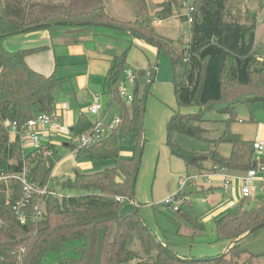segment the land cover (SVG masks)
Listing matches in <instances>:
<instances>
[{"label": "trees", "instance_id": "trees-1", "mask_svg": "<svg viewBox=\"0 0 264 264\" xmlns=\"http://www.w3.org/2000/svg\"><path fill=\"white\" fill-rule=\"evenodd\" d=\"M123 1L131 8L133 20H120L112 16L104 0H0V173L22 175L27 166L28 180L36 186L45 187L50 183L58 156V148L50 145L43 146L40 151L26 152L22 137L31 120L41 114L56 115L55 91L61 80L55 74H40L28 65L27 56L41 49L8 51L4 42L11 36L58 25L74 29L90 26L114 28L130 33L135 39L157 48L159 55L165 54L169 58L176 95L186 86L191 71V51L186 49L185 44L188 35L177 41L168 40L160 35L154 24L156 19L163 22L174 15L184 14L182 0H165L156 4L154 14L147 0ZM193 2L198 11L202 0ZM182 19L187 24L186 18ZM193 25H188V28L192 29ZM129 50L112 59L105 77V87L122 104L119 125L111 130L107 139L95 146L77 149L75 145H69L77 151V155H83L87 160H112L114 166L95 173H82L74 169L73 181L53 177L55 181L51 186L58 195L44 198L43 216L38 220L31 217L32 206H29L25 210V223H22L14 208L23 196L22 184L17 180L8 184L0 182V264H45L49 254L75 241L82 242L77 247L79 258H63L59 264H96L98 249L97 264H238L239 256L243 254L240 239L264 223V200L244 208L245 202L252 197L243 199L236 210H230L216 220L217 238L234 242L229 250L216 257L186 259L179 257L169 245L157 242L142 222L139 207L133 206V209L123 212L125 203L136 201V180L144 154L143 118L147 95L154 83L151 78L141 94L138 78L144 76L145 71L136 70L137 85L133 93L132 112H128L117 84L129 67ZM153 67H157V64L151 69ZM257 67L256 63L250 62L248 81L240 82L237 61L233 55L227 54L219 74V96L206 101H202L205 75L204 72L201 74L192 103H179L180 108L197 107L198 111L184 114L179 108L168 121L166 145L173 156L200 171L206 170V161L233 173H245L259 162H255L257 152L254 142L244 140L241 135L229 130V124L235 120L238 103L258 102L264 108V69ZM155 74L154 70V77ZM211 105L224 106L219 112L229 116L227 131L221 139L210 142L214 146L212 150L197 153L182 149L174 142V134L204 140L206 131L200 123L205 120L204 108ZM8 121L17 127L18 133L14 139L6 127ZM94 124L83 116L72 131L75 135H81L90 131ZM122 131L129 132L132 137L134 154L130 158L120 154L118 141ZM220 142L231 145L229 156L224 157L218 152ZM46 151L52 154L47 156ZM59 188L74 193L63 194ZM118 197H123L125 201L119 202ZM178 214H182V208ZM101 232L103 237L100 241ZM135 239L139 240L143 254L132 247ZM153 249L157 252L155 255L152 254Z\"/></svg>", "mask_w": 264, "mask_h": 264}, {"label": "rangeland", "instance_id": "rangeland-1", "mask_svg": "<svg viewBox=\"0 0 264 264\" xmlns=\"http://www.w3.org/2000/svg\"><path fill=\"white\" fill-rule=\"evenodd\" d=\"M164 1L147 0L151 13L154 14L156 4ZM253 1L255 3L252 4V16L254 17V22H257L256 25L239 26L238 30L232 32L224 30L223 34L220 33V39L214 36L210 39L208 43L209 47L207 45L196 47V44H193L195 50L191 52L189 58L190 75L186 86L180 90L178 95L175 94L173 86L172 64L165 54H160L158 56L159 67L155 74V84L153 83L154 85H152L147 95L146 111L143 118L144 155L141 159L136 180L135 199L140 203L138 213L146 229L150 231L157 242L162 243L164 246L169 245L181 258H211L226 253L229 242L220 241L217 238L216 220L227 214L230 209L232 210V207H229L231 201H235V206L238 207L242 201V196L238 181L234 182L233 193H231L225 191L222 187L211 191L209 190V184L204 183L202 179H198L195 182L188 183L182 190L184 202L185 194L188 199L181 207L182 214L175 213L164 204L166 192L169 188H171V191L167 197L178 190L177 182L181 178L186 176L198 177L200 170L194 166H186L184 161H178L181 163V167L173 169V171L171 169L167 171V168H163L165 161H158L162 157V154H159L155 145L158 144L162 135L167 136V128L164 125L163 115L171 111V108H179L177 107L179 103L186 104L192 102L193 93L198 85L200 74L203 71V65L205 70V86L209 79V89L213 90V93L219 94V88H215V75L212 78L211 74L216 59L215 48H218L217 51H219V46L223 50H227L228 48L230 54L235 57L239 68L240 81H248L249 62L257 61L264 69V4H259L257 0ZM105 4L107 11L118 19L128 20L134 17L131 8L123 0H105ZM178 17L174 15L165 20L163 26L157 29L158 32L167 29L164 33L172 36L169 38L173 41L179 40L181 36L184 37L187 31H189L188 35L190 36L192 31L188 28V24H185ZM69 31L70 29L63 26H54L47 33L48 37H51L53 46L44 51H54L57 53V66L54 60L50 62L42 59L43 66L47 64L48 67H51V71L46 72H54L62 80L55 91L58 106H61V109L75 111L77 115H82L90 105V98H93L94 95L102 96L106 109L108 106L111 108L105 118L102 113L104 124L107 126L104 133V137L106 138L111 132L110 127L113 121L121 118L122 104L118 99L112 97V93L107 87L101 90L97 89L95 92L90 87L86 89L80 86V90L78 88V78L88 74L86 73L89 61L88 53L92 52L96 46L106 48L111 45L110 48H115L112 54L120 56L122 51L132 42L131 37L115 30H108L107 33L96 36L94 30H92L84 38H80V41H76L68 38L67 32ZM242 31H246L244 35L237 34L243 33ZM241 40L249 44L244 47ZM147 46L145 44L143 48L148 50ZM135 47H137V50H135V60L138 62L140 59H147L145 52L138 46L135 45ZM80 49L84 53L76 54ZM151 60L152 65L154 62H157L156 59ZM90 61L93 64V60ZM97 63L100 62L97 61ZM256 66H259V64H256ZM151 67L145 68L144 71L151 69ZM96 68L98 66L92 70L94 72L92 79L94 80L97 78L95 73H98V71H95ZM214 70L217 76V70L218 72L220 70L219 65ZM121 77V81L126 78L124 74ZM147 82V76L138 78V87L141 94H143ZM126 88L129 93L133 94L136 87L127 84ZM83 100H87V102L78 103ZM123 104L128 112L131 113L132 101L123 99ZM222 107L224 106L211 105L204 108L205 120L203 123H200V126L206 131L204 140H195L187 135L175 133L173 136L174 142L189 152L204 153L212 150L214 146L210 145V142L221 139L228 128L226 121L229 119V116L219 112ZM185 111L186 113H193L197 112L198 108L190 107V109H185ZM86 115L93 122L98 120V117L93 118L88 116V114ZM36 130L42 139V134L38 131V127ZM229 130L234 134L242 135L245 140H253L261 132H264V108L262 104L258 102L238 103L236 105L235 120L229 124ZM131 139V134L127 131H122L119 135L120 154L124 158L132 157L134 154L131 148ZM53 140L58 147L57 164L52 173V177L56 179H70L73 181L74 169L82 173H95L114 166V161H90L85 156L72 152L74 151L72 148L65 146L72 144V137L70 135L61 133L54 136ZM42 144L48 145L49 142L42 139ZM30 150L26 148V152ZM218 152L224 157L229 156L231 145L227 142H220ZM261 159L264 160V151L255 155V162H261ZM204 164L205 168H212L209 161H206ZM233 174L242 175L244 173ZM202 186H204V189H202ZM253 189V199L245 202L244 208H250L261 200H264V191H261L257 185H255V188L253 186ZM58 190L63 194L74 193L70 190H62L61 188ZM132 207V203H125L123 210L129 211L133 209ZM102 237L103 232L100 233V241ZM79 245H82V242H71L62 250L49 254L47 263L45 264H59V261L63 258H79L80 254L77 251ZM240 246L243 254L239 256L238 264H264V227L240 239ZM132 247L139 254H143L138 239H135V244ZM156 253V250L153 249L152 254L155 255ZM98 259L99 249L96 254V264Z\"/></svg>", "mask_w": 264, "mask_h": 264}, {"label": "crops", "instance_id": "crops-1", "mask_svg": "<svg viewBox=\"0 0 264 264\" xmlns=\"http://www.w3.org/2000/svg\"><path fill=\"white\" fill-rule=\"evenodd\" d=\"M257 2H259V4H261V5L264 4V0H257ZM253 3H255L253 0H202L201 7L198 9V11L196 13L195 23L193 25V28L191 29V31H192L191 35L190 36L188 35L190 38V51L192 52L195 50V48H193V44L194 45L196 44V47H204L206 45L208 46V43L210 42V39L213 36L220 39L221 38L220 33L223 34L224 30L232 32V31L238 30L239 26H244V25L248 26L249 24L256 25L257 22H254V17L252 16V13H253L252 4ZM105 6H106V4H105ZM106 9H107V7H106ZM133 19H134V17L131 19H128V20H133ZM178 19H181L183 21V19L181 17H178ZM120 20H124V19L120 18ZM164 22H165V20L161 23V25L156 26V29L162 27ZM58 26H60V25H58ZM52 27H54V26H52ZM52 27H50L49 29H45V30L28 32V33L26 32V33H22L19 35L11 36L5 40L4 45H5L6 49L8 51H11V52H15L18 50L41 49V50L37 51L39 53L35 54V52H34V54L32 53V54L28 55L26 58V61H27L28 65L33 70H35L36 72L43 74V75H46V76H50V75L55 74V73L54 72H52V73L46 72V71H51L50 70L51 67H48L47 64L45 66H43L44 63H43L42 59H44L46 61H50V62L52 60H54L55 65L57 66V57H58L57 53L54 51L53 52L47 51V50L44 51L45 49H50V46H53V43L51 41V37H48V35H47V33H49L50 30L52 29ZM63 27L70 29V31L67 32L68 38L69 39L71 38L72 40H76V41H80L81 40L80 38H84L92 30H94V33L96 36L107 33L108 30H112V31L115 30L119 33L128 35L131 37L132 42L121 53V55H122L127 49H130L129 53H128V58H127V66L134 68L136 70H139V69L144 70L147 67L158 64L159 50L153 46L148 45L144 41L135 39L130 33L123 32V31H120V30H117L114 28H110V27H105V26H90L86 29H74V28H71L68 26H63ZM166 30L167 29L161 30L159 32L160 35L162 37H164L165 39L172 40L169 38L172 36H168L167 34L164 33V31L166 32ZM246 31H248V30H246ZM246 31H244V32L242 31L243 33H237V34L244 35V33ZM79 36H81V37H79ZM180 39H183V36H181ZM241 41H242L244 47H246L249 44L248 42L245 43L244 40H241ZM256 42H257V39H256ZM145 44L148 45L147 46L148 50H145L143 48V46ZM135 45L138 46L141 50H143L145 52L147 59H140V60H138V62L135 60V50H137L136 49L137 47H135ZM110 47H111V45L107 46L106 48L96 46L92 52L88 53L89 61H88V65L86 68V71H87L86 73H88V74L84 77L78 78V80H79L78 88H80V86H82L86 89H88L90 87L93 90H95V92L97 89H100V90L105 89V77H106V75L110 69L111 61L113 58L118 57V55L112 54V51L115 48L114 47L110 48ZM215 49H216V52H215L216 53V59H215L213 68L216 69V67L219 65V68L221 70L223 60L227 54H230V50L228 48H227V50H223L222 48H220V46H219V51H217L218 48H215ZM40 51H42V52H40ZM79 53L83 54L84 52L82 51V49H80L76 52V54H79ZM151 59H156L157 62L156 63L154 62V64L152 65ZM90 60H93V64ZM97 61L100 63H97ZM252 62L259 64L258 67L262 68V66H260L259 62H257V61H252ZM97 66H98V68H96V70H95V71H98V73H95L97 78L94 80V79H92L93 78L92 75L94 73L92 70L95 69V67H97ZM44 67L46 70L44 69ZM158 67L159 66H157V69H158ZM213 68H212V72H211L212 78L215 75V88L216 87L219 88L220 70H219V72L217 70V76H216V74L214 73V71H216V70H214ZM202 69H203V71L201 72V74L205 71L204 65H203ZM201 74H200V79H201ZM204 75H205V73H204ZM200 79H199V81H200ZM199 81H198V84H199ZM154 82H155V77H154ZM240 82H242V81H240ZM209 83H210V80L208 79L206 82V86H205V80H204V88H203V92H202V96L204 97V99L202 97V101H206V100L212 99V98H217L219 96V94L217 95L216 93H213V90L209 89ZM212 85H213V81H212ZM197 87H198V85H197ZM197 87H196V89H197ZM196 89H195V91H196ZM80 90H81V88H80ZM194 93H193V97H194ZM83 97H85V96H83ZM89 100H90L89 101L90 102L89 107H90L93 104V98H90ZM56 101H57V99H56ZM102 101H104L103 98H102ZM192 101H193V98H192ZM85 102H87V100H83V101L78 102V103H85ZM186 104H190V102L186 103ZM177 107H179V104ZM179 108H177V109H179ZM110 109L111 108L109 106L106 109L105 105L103 104V110L100 113L99 117L105 118V116L110 111ZM177 109L171 108V111H169L167 114L163 115L164 125L166 126V128H167V124H168L170 117L172 116L173 112L176 111ZM185 109H190V107H183V108H180L179 110L184 114H190V113H186ZM55 113H56V116H57V119H58L60 125L69 126L73 130L74 127L79 124V122L83 116L87 117L86 114H88V109L86 110V112L82 113V115H77V113L75 111H69V110L61 109V106L59 107L58 102H57ZM102 113L104 114L103 117H102ZM193 113H196V112H193ZM88 116L93 117V118H97V117L92 116L90 114H88ZM38 131H40V133L42 134V139L47 140L49 142L48 145L43 144V146H49L50 145V146H56L57 147V144L54 142L53 137L61 134L62 133L61 131H59L58 129L50 128V127L43 126V125L38 126ZM110 135H111V132L106 138L104 137V139H107ZM166 139H167V136L162 135V138L160 137L158 144L155 145L159 151V154L160 155L162 154V157L159 158L158 161H165L163 168H167V171L169 169H171V171H173V169H178V167L182 166L181 163H179L178 161H183V160L172 155L170 149L166 145ZM257 139L264 140V132H261L253 140H248V141L254 142ZM65 146L67 148H70L69 145H65ZM131 148H133L132 144H131ZM72 152L77 153L76 150H74ZM127 158H130V157H127ZM110 161H112V160H110ZM261 162L264 163V160L261 159ZM209 163L211 164V166L213 165L212 162L209 161ZM172 164H174V165L171 166ZM186 166H188V165H186ZM204 169H210V167L204 168ZM167 171L165 170V172H167ZM234 173L240 174L241 172H234ZM178 183L179 182H177V186H178ZM255 185H257V187H259V189L261 191H264V188L259 183V181H255L253 183L254 188H255ZM171 187H172V185H171ZM221 187L223 188V181L220 178H217V179H215V181L213 182L212 185H209V190L212 191L216 188H221ZM202 189H204V186H202ZM224 190L233 193V191H232L233 186L229 189H224ZM170 191H171V188H169L167 190V192H166L167 195L169 194ZM253 192H254V189H253ZM167 195H166V198H167ZM252 199L253 198H251V200ZM187 201H188L187 195L185 194V203ZM137 203H138L137 205L140 207V203L139 202H137ZM235 204H236L235 201L234 202L231 201V203L229 204V207H232V210H236L237 206H235ZM123 212H126V211L123 210ZM230 244L231 243H229V245L227 247V251L230 248Z\"/></svg>", "mask_w": 264, "mask_h": 264}, {"label": "built area", "instance_id": "built-area-1", "mask_svg": "<svg viewBox=\"0 0 264 264\" xmlns=\"http://www.w3.org/2000/svg\"><path fill=\"white\" fill-rule=\"evenodd\" d=\"M182 10L185 11L184 14L179 15L181 18L185 17L186 22L189 26H192L195 23L196 7L193 0H182ZM162 20L156 19L154 21L155 26L161 25ZM189 34V31L185 33ZM186 49L190 51V38L186 36L185 38ZM125 80L120 81L117 84L118 93L123 99H128L133 101L134 94H131L127 91V84L136 87L137 85V75L136 69L128 67L125 69L124 73ZM148 77V81L154 79L153 70L147 69L145 75ZM103 110V101L101 95L93 96V104L88 108V114L98 117V120L95 122L94 126L90 131L81 135H75L72 129L69 126L60 125L57 116H49L47 114H41L37 118L31 120L27 124V130L25 135L22 137V144L24 147L31 150L40 151L43 148L42 139L40 134L37 132L36 128L39 125L47 126L50 128L58 129L62 133L70 135L72 137L71 143L77 148H88L95 146L104 139V133L107 129V126L104 124V119L99 117L100 113ZM119 119H115L111 124L110 129L113 130L119 125ZM6 127L10 129V135L12 139L17 136V127L15 124H11L9 121L6 122ZM254 149L259 154L264 151V140L257 139L254 142ZM52 153L46 151L45 155L50 156ZM28 167L24 168L22 175H7L5 173H0V182L9 183L11 181H19L22 184L23 196L21 200L14 207L19 214V217L22 223H25L27 220V215L25 210L32 206L31 217L34 220H38L43 216V206L44 198L50 195L57 196L55 190H53L51 183H54L55 179L51 177L50 183L45 186H36L28 180L27 174ZM220 178L223 181V187L231 188L235 181H238L241 189V196L243 199H249L253 195V183L259 181V183L264 188V164L257 163L256 167L249 172H246L242 175H234L225 168H218L214 165L210 170L200 173L198 177L186 176L181 178L178 183V191L164 200V204L175 213H178L181 210L183 204V199L181 197L182 190L184 187L191 182H195L198 179H202L206 184L212 185L215 179ZM62 195H60L61 197ZM119 202H124L123 197H118ZM133 206H136L131 202Z\"/></svg>", "mask_w": 264, "mask_h": 264}, {"label": "water", "instance_id": "water-1", "mask_svg": "<svg viewBox=\"0 0 264 264\" xmlns=\"http://www.w3.org/2000/svg\"><path fill=\"white\" fill-rule=\"evenodd\" d=\"M77 32H78V31H77ZM79 32H80V31H79ZM158 65H159V64H157V66H158ZM253 165L255 166L256 163H254ZM133 203L136 205V207H138L137 202H136L135 200L133 201ZM262 227H264V223H262V224H260V225H258V226H256V227H254L253 229H251V230L246 234V236H248V235L254 233L255 231H257L258 229H260V228H262ZM244 237H245V236H244ZM233 243H234V242H231L230 247L232 246ZM44 263H47V260H45Z\"/></svg>", "mask_w": 264, "mask_h": 264}, {"label": "bare ground", "instance_id": "bare-ground-1", "mask_svg": "<svg viewBox=\"0 0 264 264\" xmlns=\"http://www.w3.org/2000/svg\"><path fill=\"white\" fill-rule=\"evenodd\" d=\"M183 12V11H182ZM152 70L154 71L155 70V73L157 72L156 70H157V67H153L152 68ZM255 142V141H254ZM259 163H261V164H264V163H262V162H259ZM257 165V164H256ZM256 165L254 166V167H256ZM214 165H212V167H213ZM216 167H218V168H220V166H218V165H216ZM254 167L253 168H251V169H249L247 172H249L250 170H253L254 169ZM208 170H210V169H206V170H203V171H200V173H202V172H205V171H208ZM231 173H233V172H231ZM246 173V172H245ZM205 183V182H204ZM224 189H229V188H225V187H223ZM178 191V190H177ZM176 191V192H177ZM175 192V193H176ZM254 194V193H253ZM182 195H183V193H181V197H182ZM253 196V195H252ZM183 199V198H182ZM183 204H184V199H183ZM182 204V205H183ZM182 207V206H181Z\"/></svg>", "mask_w": 264, "mask_h": 264}]
</instances>
